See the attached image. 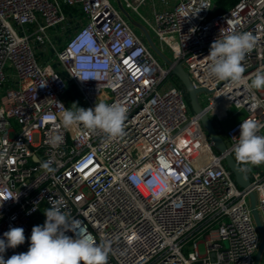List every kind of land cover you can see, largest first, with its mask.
<instances>
[{"label": "built area", "instance_id": "obj_1", "mask_svg": "<svg viewBox=\"0 0 264 264\" xmlns=\"http://www.w3.org/2000/svg\"><path fill=\"white\" fill-rule=\"evenodd\" d=\"M147 1L0 0V238L12 227L26 237L5 260L28 251L32 228L59 199L86 234L110 242L108 264L254 263L261 236L248 195L256 192L264 224V164L243 165L232 148L241 122H264V89L208 78L205 57L217 37L250 32L256 44L245 76L264 70V0H238L213 15V0H151L143 14ZM128 15L206 90L197 94L200 112ZM80 62L106 66L97 80L81 81ZM67 82L85 109L123 104V135L65 128ZM201 114L225 152L214 149ZM226 153L248 176L246 187L226 167Z\"/></svg>", "mask_w": 264, "mask_h": 264}, {"label": "clouds", "instance_id": "obj_2", "mask_svg": "<svg viewBox=\"0 0 264 264\" xmlns=\"http://www.w3.org/2000/svg\"><path fill=\"white\" fill-rule=\"evenodd\" d=\"M190 31H195L191 29ZM256 44L250 32H236L217 37L210 46L206 72L210 79L243 85L250 92L264 89V70H257L251 76H245L246 56L252 52ZM106 65H91L80 62L77 64L76 77L81 81L97 80V70ZM75 105V104H73ZM77 106V105H76ZM50 117H45L48 119ZM65 128L84 126L109 137H119L124 133L127 109L121 103H97L94 108H65L61 113ZM264 122L246 119L239 126V136L233 145L235 159L243 165L259 166L264 164ZM47 171L54 169L48 163L42 165ZM45 209L46 220L43 225L32 228L30 246L27 252L13 254L5 260L6 249H15L25 243V231L22 227H12L0 238V264H108L111 251L110 242L101 240L99 243L91 234H86L81 222L64 211L61 200L50 203ZM36 209L34 208L33 211ZM72 232L69 236L66 233Z\"/></svg>", "mask_w": 264, "mask_h": 264}, {"label": "water", "instance_id": "obj_3", "mask_svg": "<svg viewBox=\"0 0 264 264\" xmlns=\"http://www.w3.org/2000/svg\"><path fill=\"white\" fill-rule=\"evenodd\" d=\"M121 12L127 15V12L120 7ZM130 23L138 28L145 41L149 47L156 53L165 63H167L171 68V73L178 79L187 94V101L192 112H200V105L198 103L197 94L206 91L204 88H194L188 79L187 73L184 71L180 63H173L166 55H164L154 44L152 38L146 29L138 22L130 19ZM200 123L207 134L208 138L213 142V147L218 152H225L226 146L223 138L216 132L211 120L205 115L201 114ZM224 161L226 167L231 171L235 182L240 187H246L249 184V178L246 173L239 167L231 154L226 153L224 156ZM249 205L251 210V215L257 230L260 233L261 239L258 249L255 254V259L253 264H260L262 255L264 254V224L259 212L256 209L257 194L254 191L249 192Z\"/></svg>", "mask_w": 264, "mask_h": 264}, {"label": "rangeland", "instance_id": "obj_4", "mask_svg": "<svg viewBox=\"0 0 264 264\" xmlns=\"http://www.w3.org/2000/svg\"><path fill=\"white\" fill-rule=\"evenodd\" d=\"M110 1H111V3H112L115 7H117V2H116V0H110ZM150 1H151V0H148L147 3H145V5H143V6H141V7L139 8L140 11H141L143 14H146V12H147V6L150 4ZM156 1H160V0H156ZM166 1L168 2V1H171V0H166ZM131 19L135 21L134 18H131ZM135 32H137V33L139 34V33H140V30H139L138 28L135 27ZM49 53H50V56H49V60H48V61L51 63V65H52L55 69H60V68L57 66L56 62H55V58L53 57L52 52L49 51ZM167 55L169 56V53H167ZM60 75H61L62 77L65 76V74L63 73V71L60 72ZM67 84H68V90H67V93H66V102H68V103L70 102V103H71V106L68 107V108H72V109L74 110L75 107H84L85 105H84L83 100H82L79 96L75 95L74 87H73L72 85H70L68 82H67ZM202 97H204V95H203V93H200V94H199V98L201 99ZM73 104H75V105H73ZM76 105H77V106H76ZM230 111H232V112H238V111H235V110H230Z\"/></svg>", "mask_w": 264, "mask_h": 264}, {"label": "trees", "instance_id": "obj_5", "mask_svg": "<svg viewBox=\"0 0 264 264\" xmlns=\"http://www.w3.org/2000/svg\"><path fill=\"white\" fill-rule=\"evenodd\" d=\"M238 0H213V7L211 10V14H218L221 13L231 6H233ZM175 82L182 87L181 83L178 81V79L174 76ZM183 88V87H182ZM184 95L187 99V94L183 88Z\"/></svg>", "mask_w": 264, "mask_h": 264}, {"label": "crops", "instance_id": "obj_6", "mask_svg": "<svg viewBox=\"0 0 264 264\" xmlns=\"http://www.w3.org/2000/svg\"><path fill=\"white\" fill-rule=\"evenodd\" d=\"M128 18H129V20H130L131 18H134L135 21L137 22V19H136L133 15H128ZM138 23H139V22H138ZM140 33L142 34L141 31H140ZM260 264H264V254L262 255V258H261V262H260Z\"/></svg>", "mask_w": 264, "mask_h": 264}]
</instances>
